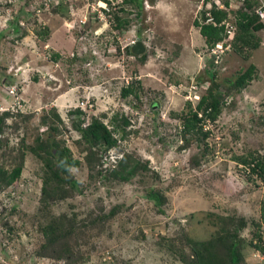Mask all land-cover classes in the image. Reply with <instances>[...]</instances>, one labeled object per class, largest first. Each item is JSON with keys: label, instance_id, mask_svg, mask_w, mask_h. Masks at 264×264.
Returning <instances> with one entry per match:
<instances>
[{"label": "rangeland", "instance_id": "rangeland-1", "mask_svg": "<svg viewBox=\"0 0 264 264\" xmlns=\"http://www.w3.org/2000/svg\"><path fill=\"white\" fill-rule=\"evenodd\" d=\"M106 2L0 0V106L19 113L7 120L12 126L4 131L1 143H7L1 145L0 164L10 170L24 155L21 175L0 191V264H184L167 243L184 234L208 239L217 228L227 226L230 217L240 216L248 221L239 232L240 264H264V250L248 245L256 229L252 221L261 223L264 238L260 217L264 180L249 177L248 167L237 158L264 155V28L255 32L260 45L249 58L228 48L234 42V27L226 30L227 45L220 43L211 57L193 25L203 0H139L140 8L137 2ZM214 3L225 8L222 0ZM59 6L68 9V17L53 11ZM120 6L124 10L118 12ZM238 6L231 0L229 8ZM116 13L127 22L121 29L115 27ZM44 28L48 35L42 40L37 30ZM137 38L145 45L142 54L131 51ZM54 54L59 56L56 60ZM211 60L223 86L249 64L256 67V77L239 93L227 95L214 123H205L206 145L185 146L178 116L187 112V101L194 107L196 97L205 92ZM135 80L139 97L122 96L126 81ZM11 86H16V96L8 95ZM77 107L85 112L82 127L91 115L102 117L118 139V146L103 152L102 165L92 170L84 161L82 145L75 141L80 133L70 111ZM125 117L129 133L122 138ZM50 136L63 141L81 160L72 171L88 184L83 193L53 205V212L83 218L90 209L117 210L104 229L86 230L82 257L76 253L75 261L36 256L32 250V224L41 215L45 172L43 160L27 148ZM124 153L157 173L160 181L155 186L166 188L161 212L144 195L150 179L139 183L134 178L108 190L101 185L97 170L113 167Z\"/></svg>", "mask_w": 264, "mask_h": 264}, {"label": "trees", "instance_id": "trees-1", "mask_svg": "<svg viewBox=\"0 0 264 264\" xmlns=\"http://www.w3.org/2000/svg\"><path fill=\"white\" fill-rule=\"evenodd\" d=\"M222 1L225 8L220 9L214 3V0H203L204 6L200 11V17L194 19L193 25L198 28L211 57H213L211 51L216 44L223 43L224 47L227 45L228 42L225 39L228 34L226 30H231L234 27V42L228 48L231 47L236 53L243 55L244 58H249L251 52L260 45L259 39L255 37V32L264 28V20H261L256 14V8L260 4L256 0H236L239 6L237 8H229L231 0ZM124 2H137L138 7H141L139 0H124ZM207 2L211 3L209 8H205ZM25 4H28V2H25ZM122 7L120 6L118 12L124 10ZM53 11L61 13L63 17H68V9L66 7H54ZM137 14H140V9ZM13 17L15 24L18 25V15ZM113 17L116 22V29L123 28L127 23L122 20L118 13L114 14ZM2 35L3 32L0 34V38ZM37 35L42 40H45L48 33L45 28L44 30L38 29ZM18 38L21 39L20 37ZM58 57V54H54V60ZM213 65L214 63L211 60L206 68L208 86L205 92L196 99L197 103L194 107H192L191 101H187V112H182L178 116L181 121V133L184 137L185 146L193 142L196 143L197 147L202 144L206 145L205 140L209 132L203 129L205 123H214L226 103L227 95H230L233 91L234 93H239L256 77V67L254 64H249L247 68L239 72L231 80L228 86H223L216 78V73L212 71ZM34 79L37 80L36 78ZM137 89L138 87L133 88L132 84L126 88L122 87L121 95L125 97L129 94H134L139 97ZM18 114V112L10 110L0 112V148L7 143V141H4L3 144L1 143L5 129L12 126V123L7 120ZM70 114L75 115L73 126L80 133V138L75 141L80 146L82 145L81 150L85 152L84 161L87 167L92 170L97 165H102L100 162L102 153L118 146L117 137L113 136L102 117L91 115L89 122L82 127L81 124L84 123L85 112L77 107L71 110ZM122 124L120 131L123 133L122 138H124L129 133H126V127L130 124L129 119L125 117L122 120ZM16 127L17 124L15 122L13 128L15 129ZM47 138L50 141L49 143L45 139L43 141L37 140L34 145L30 144L27 148L30 153L43 160L45 172L41 189L42 193L39 199V212L41 215H37L32 224L31 237L35 238V246L32 250L36 256L45 255L49 259L75 261L76 253L79 252L80 257H82L80 249L81 239L86 234V230L104 229L117 210L109 207L102 208L100 212L94 213L90 209L83 218L77 217V214L74 216L67 215L63 211L59 213L53 212L55 208L52 207L53 205L65 201L75 194L83 193V189L88 184L85 185L83 180L76 178L72 171L73 168H77L82 164L81 160L73 156L70 148L63 144V141L55 140L51 136ZM202 149L198 152L202 154L201 157L204 156V148ZM19 158V162L10 170L0 164V191L13 184L21 175L23 153ZM237 158L241 164L248 167L247 173L249 177L256 175L264 180V155L250 153ZM192 161L197 162L195 159ZM96 174L97 178L100 179L101 185H104L106 190L109 189V186L131 181L134 178H138L137 182L139 183H144L146 178L150 179L151 184L145 190L144 195L159 212L162 211L161 206L165 201L163 192L166 188L156 187L155 183L160 181V179H156L157 173L155 170H150L146 163L138 162L130 154L124 153L113 167L109 166L104 170L98 169ZM260 217L261 221L264 222V198L261 201ZM229 221L227 226L217 228L214 235L208 239L196 240L184 234L182 239L167 243V247L176 253L178 260L184 264H240L243 262V238L239 237V232L248 221L241 216L236 219L235 217H230ZM252 225L256 226V229L252 230L248 245L261 252L264 250L261 223L252 221ZM143 236L146 238L145 235Z\"/></svg>", "mask_w": 264, "mask_h": 264}, {"label": "built area", "instance_id": "built-area-1", "mask_svg": "<svg viewBox=\"0 0 264 264\" xmlns=\"http://www.w3.org/2000/svg\"><path fill=\"white\" fill-rule=\"evenodd\" d=\"M259 1H260V5H259V7L256 8V14L259 16V18L261 20H264V4L261 2V0H259ZM209 4H210L209 2L206 4L208 8L210 7ZM229 31H230V29L228 30V32ZM218 45H220V43L216 44V46L212 49V51H211L212 54L214 53V50L218 47ZM213 57H214V55H213ZM126 83H127V85L129 84L128 81H126ZM9 94L16 96V86H11V89L9 91ZM196 99H198V98L196 97ZM17 104L19 105L20 102H17ZM0 109L3 110V109H6V108L0 106Z\"/></svg>", "mask_w": 264, "mask_h": 264}, {"label": "water", "instance_id": "water-1", "mask_svg": "<svg viewBox=\"0 0 264 264\" xmlns=\"http://www.w3.org/2000/svg\"><path fill=\"white\" fill-rule=\"evenodd\" d=\"M144 50H145V45L140 40H137L131 47V51L134 54H142Z\"/></svg>", "mask_w": 264, "mask_h": 264}, {"label": "clouds", "instance_id": "clouds-1", "mask_svg": "<svg viewBox=\"0 0 264 264\" xmlns=\"http://www.w3.org/2000/svg\"><path fill=\"white\" fill-rule=\"evenodd\" d=\"M106 2V1H105ZM107 3V2H106ZM208 3V2H207ZM206 3V4H207ZM101 8H104L102 5H101ZM135 79H140L138 76H135ZM136 83H138V81H132L131 83H129L128 85H126V86H124L125 88L126 87H128V86H130L131 84L133 85V88H135V86L134 85H136ZM8 95H9V92H8ZM83 103V101H81V104ZM2 107H4V106H2ZM6 109H3L2 111H5V110H10V109H7V107H5ZM1 110V109H0Z\"/></svg>", "mask_w": 264, "mask_h": 264}, {"label": "crops", "instance_id": "crops-1", "mask_svg": "<svg viewBox=\"0 0 264 264\" xmlns=\"http://www.w3.org/2000/svg\"><path fill=\"white\" fill-rule=\"evenodd\" d=\"M139 77L141 78V76H139ZM85 86H87V85H85ZM85 86L81 85L80 87H85ZM85 92H87V91H85Z\"/></svg>", "mask_w": 264, "mask_h": 264}, {"label": "flooded vegetation", "instance_id": "flooded-vegetation-1", "mask_svg": "<svg viewBox=\"0 0 264 264\" xmlns=\"http://www.w3.org/2000/svg\"><path fill=\"white\" fill-rule=\"evenodd\" d=\"M137 40H140V39H139V38H137ZM137 40H136V41H137Z\"/></svg>", "mask_w": 264, "mask_h": 264}]
</instances>
